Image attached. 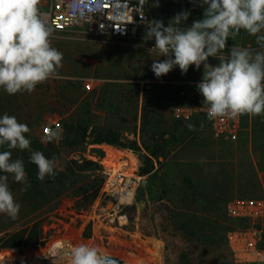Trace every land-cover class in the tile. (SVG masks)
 I'll use <instances>...</instances> for the list:
<instances>
[{"label":"rangeland","instance_id":"obj_1","mask_svg":"<svg viewBox=\"0 0 264 264\" xmlns=\"http://www.w3.org/2000/svg\"><path fill=\"white\" fill-rule=\"evenodd\" d=\"M47 2L48 0H41L40 7H45ZM190 6L172 5L159 0V7H153L152 3L150 8L157 20H162L165 26L177 13L187 10L191 15L184 26H190L193 21L203 18L200 7ZM51 43L63 53V66L58 70V76L37 85L31 93L9 95L0 89V117L8 114L15 116L18 122L27 124L30 132L25 136L30 139L31 146L37 143L47 144L41 142L45 126L58 131L60 139L50 142L55 145L54 156L58 155L55 157L56 171H63L65 159L78 158L76 152L66 150L62 144L64 130L61 121L77 113L82 103L81 112L77 113L80 116L84 112L85 101L82 100L89 97L92 123L100 127H112L130 138L134 136L129 132L136 126L135 137L139 144L143 114L152 124L172 125L178 120L194 124L196 127L193 133L186 134L187 140L191 141L180 152L179 157L186 158L191 163L188 156L197 154L200 163L199 166H189L184 171L194 181L202 182V189L208 193L211 201L214 197H220L221 187L225 195L216 198L218 214L205 210L203 220H199L202 228L191 227L186 218L179 219L178 214L186 212L184 206H181V199L185 194L192 198V189H185V193H182L179 189L182 187L181 176L175 175V170L172 169L170 176L173 179L170 183H174L175 187L166 188L165 197L161 183L152 182L149 188L147 177L138 174L142 166L141 157L145 153L143 148L141 153L126 149L135 158L134 171L140 180L134 204L124 208H114L115 205L101 193V189L97 198L85 210H80V214L74 208L75 199L57 197L56 188L53 187L51 191L46 190L42 195L33 194L24 200L18 193L17 182L8 174L9 189L21 207L16 219L0 213V231H13L37 217L41 220L42 236L46 241L41 248L27 249L22 253L0 251V264H70L69 253L80 244L97 247L103 255L121 258L124 260L122 264H264V261H239L228 243V235L234 231H259L256 237L264 239V170L259 171L262 196L250 199L239 198V192L247 189L248 185L237 173L238 161L242 157V149L238 143H235L234 149L235 171L229 175L230 180L228 178V181L221 183L224 175L220 173L218 166L228 163L229 143L237 140L239 134L247 137L250 156L256 167L259 163L264 166V151L260 145L252 147L253 123L249 115L239 117L240 130L235 139L214 135L209 119L199 110L203 107V97L196 85L202 79L203 65L199 70L194 65L190 66L186 74L175 67L168 74L157 78L151 65L154 59L164 60L165 57L158 58L155 54L148 53L146 47L132 39L89 36L79 26L67 33H53ZM233 45L234 40L228 39L226 54ZM208 62L212 66L219 63L213 57H209ZM111 82L118 85L109 87L108 94H103L101 89ZM133 86L139 89L138 99L131 90ZM145 87H150L157 93L150 92L144 102ZM110 96L114 97V107L119 109V113L112 117L107 116V112L111 111L108 109ZM105 97L106 100H103ZM242 131H247L248 135H242ZM100 145H90L88 149H102ZM174 145L170 144L168 147L171 152L174 151ZM3 149L11 151L12 156L21 152L19 149H8L7 145ZM110 149L111 147H105V151L102 149L104 157L99 163L103 167V175L108 167L103 165L102 160L107 157ZM88 154L86 156L89 157ZM125 154L127 153L123 152L124 156ZM123 155L116 158V163L124 158ZM155 165L158 168V164ZM217 182L220 188L215 187ZM37 203H47L42 208L43 212H34ZM121 215L126 216V222L123 223ZM59 238L71 239L73 245L63 247L53 243ZM54 245H57L55 251L51 249ZM18 257H22V260L19 261Z\"/></svg>","mask_w":264,"mask_h":264},{"label":"clouds","instance_id":"obj_2","mask_svg":"<svg viewBox=\"0 0 264 264\" xmlns=\"http://www.w3.org/2000/svg\"><path fill=\"white\" fill-rule=\"evenodd\" d=\"M139 0V15L145 24L144 41L154 38L148 53L155 54L151 70L157 78L175 67L186 74L190 66L197 70L203 65L201 81L196 85L203 97L207 118L237 119L243 115L264 116V0H198L204 9L203 18L184 26L191 13L182 10L165 26L162 20H147L144 5ZM41 0H0V89L9 95L31 93L37 85L58 76L63 53L52 46L53 27L48 13L41 11ZM153 7H159L154 0ZM255 37L258 49L233 45L225 49L229 38L235 40L241 31ZM209 57L219 63L212 66ZM189 130L194 126L187 125ZM27 124L15 116L0 117V146L28 150L30 162L37 166V178L43 181L54 177L55 158L31 148ZM60 139L56 130H47L42 143ZM11 151H0V213L16 219L21 205L9 189V175L24 185L31 186L23 160L11 159ZM70 264H110L97 247L80 244L71 249ZM111 264H115L114 261Z\"/></svg>","mask_w":264,"mask_h":264},{"label":"trees","instance_id":"obj_3","mask_svg":"<svg viewBox=\"0 0 264 264\" xmlns=\"http://www.w3.org/2000/svg\"><path fill=\"white\" fill-rule=\"evenodd\" d=\"M117 85L118 83L113 82L106 83L101 91L103 94H108L109 87H116ZM131 90L136 99H138L140 94L139 89L133 86ZM150 92H153V94L157 93L156 90L150 87L143 88L144 102ZM81 93L83 95V89ZM112 98L114 99V97L110 96L108 99V109H111V111L109 110L107 112L108 117H112L119 113L118 107H114L112 104ZM88 100L89 97H85L82 100L83 102L85 101V104L83 106L84 112L80 116H77V113L81 112L80 110L82 108L80 107H82V103L77 113L61 121L64 130L62 141L64 148L78 154L77 159H65L63 171H56L57 174L54 177H46L41 181L37 178V166L30 162L29 151L23 150L18 155L11 156L12 160H23L27 179L31 185L27 191L22 192L21 188L24 187V185L17 182L18 193L24 200H27L29 196L33 194L42 195L46 190L51 191L53 187L56 188L55 192L57 197L74 198V208L77 210L78 214H80V210H85L97 198L104 180V175L102 174L103 167L99 163L104 157V152L99 148L88 149V147L90 145L108 144L119 149H128L134 153H141L143 148L145 153L142 154V166L138 174L147 177L148 187L152 182L161 183L164 197L167 195L165 191L166 188L171 186L175 187L174 183H170L173 179L170 176L171 169L175 170L174 174L181 176L182 179V187L179 188L180 191L185 193V189H192V198L185 194L181 199V206H184L186 212L178 214L179 219L186 218L188 223L191 224V227L196 226L197 228H202L199 225V220H203L202 216L205 210L217 214L219 213L216 201H218L217 199L221 198V196L225 195L222 187L218 185V182L215 183L216 188L221 187L219 189L220 197H214L211 201L208 193H206V191L204 192L202 189V182L194 181L193 177L189 176V174L184 171V169L189 166H199V155L192 154L188 156L192 161L191 163H189L186 158L179 157L180 152L184 151L187 143L191 141V139L188 141L186 136V134L193 133V130H189L187 127L189 123L178 120L172 123V125H164L162 123L152 124L147 116L143 114L140 130L141 143L139 144L135 137L136 126H133V129L129 132L130 135L134 136L130 138L122 135L112 127H100L92 123L91 118L93 115L90 112ZM103 100H106V97ZM251 122L253 123L251 127L253 131L252 147L255 148L256 145H260L262 151H264V116L259 119L251 116ZM192 125L195 130L196 126L194 124ZM241 134L248 135L247 131H242ZM195 138L194 136V139ZM235 143H238L240 149H242V157L238 161V177L244 178L248 185L247 189L239 192V198H259L262 196L261 193L263 191L259 171L264 170V166L259 163L256 167L250 156L247 137L244 138L240 134L237 140L229 143L228 163H226V165H218L220 166V173L224 175L221 183L226 182L228 178V180H230L231 177L229 175L235 171ZM170 144H175L174 153L168 149ZM31 148L42 152L49 159L58 156H54L53 152H55V145L50 142L46 145L37 143L31 146ZM0 150L5 151L7 149H3V146H0ZM171 153L172 155H170ZM86 154H88L89 157L86 156ZM94 157L98 159L95 160ZM155 163L158 164V168H156ZM184 185L186 188H184ZM46 204L47 203H37L34 212H43L42 208H44ZM45 241L46 239L42 236L41 220L37 217L29 220L25 225L13 231H0V251L8 250L22 253L27 249L41 248L44 246Z\"/></svg>","mask_w":264,"mask_h":264},{"label":"built area","instance_id":"obj_4","mask_svg":"<svg viewBox=\"0 0 264 264\" xmlns=\"http://www.w3.org/2000/svg\"><path fill=\"white\" fill-rule=\"evenodd\" d=\"M150 1L144 5V17L147 20L155 19L150 9ZM41 11L48 13L47 21L54 29L53 33H67L79 26L83 27L89 36L96 38L132 39L147 49L155 43L154 38L144 41L146 26L139 15V0H48ZM199 110L207 116L206 107H200ZM209 121L217 137L235 139L240 130L239 118H217ZM46 129L52 130L45 126L43 135ZM123 160L121 158L118 162L122 163ZM121 167L117 171L105 169L101 187V193L112 201L114 208L134 204L140 180L135 174V169L129 176L123 170L127 165ZM131 192V200H121L122 196ZM120 217L123 223L126 222L125 215ZM118 222L120 223L119 219ZM258 233L259 231L245 230L234 231L228 235L230 248L239 261H264V239L256 237Z\"/></svg>","mask_w":264,"mask_h":264},{"label":"bare ground","instance_id":"obj_5","mask_svg":"<svg viewBox=\"0 0 264 264\" xmlns=\"http://www.w3.org/2000/svg\"><path fill=\"white\" fill-rule=\"evenodd\" d=\"M123 155V152H119L118 150H115V149H110V152L107 154V157L104 158L102 160V163L103 165H105L106 167L108 168H111L112 171H117L119 170L120 168H122L121 166L122 165H127V167L123 168L124 170V173L127 174V175H132L133 174V170L135 169L136 167V162H135V158L133 155L131 154H125L126 156H124V160L122 163L119 164L116 163V158L117 157H120ZM132 196V192L129 194V195H124L122 196L121 200H124V201H128V200H131V197ZM52 250H57V245H54L51 247ZM19 261L22 260V257H18ZM38 259H44V258H38ZM37 262H39V260H37ZM41 263V262H40Z\"/></svg>","mask_w":264,"mask_h":264},{"label":"crops","instance_id":"obj_6","mask_svg":"<svg viewBox=\"0 0 264 264\" xmlns=\"http://www.w3.org/2000/svg\"><path fill=\"white\" fill-rule=\"evenodd\" d=\"M163 1L166 2V3L172 4V5H176V4H184L185 5L186 4V5H191L190 6L191 8L200 7L199 4H198V0H163ZM153 2H154V0L150 1V7H151V4ZM200 9L204 11V9L202 7H200ZM152 14H153V12H152ZM153 16H154L155 19H157V17H155V15H153ZM234 42H235V46L248 47V48H252V49H258L259 48V46L256 44L255 37L248 35L243 30H242L241 34L235 38ZM100 147L103 150H104L105 147H111L112 149H115V150H118V151H121V152H125L127 154L131 153V152L127 151L126 149H119V148H116V147L110 146V145H100Z\"/></svg>","mask_w":264,"mask_h":264},{"label":"water","instance_id":"obj_7","mask_svg":"<svg viewBox=\"0 0 264 264\" xmlns=\"http://www.w3.org/2000/svg\"><path fill=\"white\" fill-rule=\"evenodd\" d=\"M53 243H57V244H59V245H61L63 247L72 246L73 245V241L71 239H68V238H59V239L54 240ZM105 256L108 258L110 263L112 261H114L115 263H118V264L124 263V260L121 259V258L112 256V255H105Z\"/></svg>","mask_w":264,"mask_h":264}]
</instances>
